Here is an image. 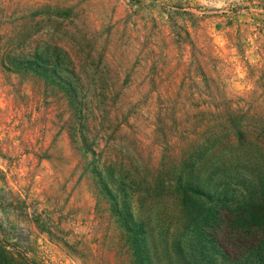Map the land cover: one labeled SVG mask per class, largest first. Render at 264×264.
Masks as SVG:
<instances>
[{"label":"trees","instance_id":"obj_1","mask_svg":"<svg viewBox=\"0 0 264 264\" xmlns=\"http://www.w3.org/2000/svg\"><path fill=\"white\" fill-rule=\"evenodd\" d=\"M31 1L0 0V127L19 133L18 145L0 139V264H41L20 244L24 220L55 229L10 185L25 156L68 167L94 195L89 228L120 250L112 259L261 261L264 64H248L253 87L236 91L202 24L138 17L68 36ZM73 239V254L90 264L82 251L99 250L76 229Z\"/></svg>","mask_w":264,"mask_h":264},{"label":"rangeland","instance_id":"obj_2","mask_svg":"<svg viewBox=\"0 0 264 264\" xmlns=\"http://www.w3.org/2000/svg\"><path fill=\"white\" fill-rule=\"evenodd\" d=\"M31 2H39L43 6L39 19L52 20L60 27L65 26L67 29L56 28L65 30L68 36H80L77 27H82L84 34L94 35L95 31L104 33L108 26L122 25L138 17L151 23L154 19L158 22L170 19L182 22L187 18L194 28L202 24L217 47L223 67L227 68L231 88L236 91L242 92L253 87L247 78L248 64H264V0H32ZM136 13H140V16ZM6 104L5 97L0 96V106L4 107ZM35 135H33L34 143L37 138ZM18 136V132L6 130L5 126L0 127V139L10 138L14 141V145H18L19 141L16 139ZM51 140L52 136H49L48 141ZM66 144L68 147V142L63 141V147ZM20 149L21 147H18L19 151ZM3 167L7 169L6 165ZM70 174L68 167L57 168L50 162H40L33 156H25L21 165L10 171V185L22 195L23 199L39 206L44 215L52 216L55 220V229L49 235L42 230L46 227L38 223L39 217L32 216L31 220L27 221L24 220L25 218H20L30 228L25 232L24 240L20 244L28 247L29 256L41 264H84L73 254L75 252L71 247L74 240L73 231L76 229L80 236L90 240L89 246L99 250L82 251V254L86 255L83 260L88 263L135 264L126 255L112 259L109 255L120 251L114 243L94 240L95 233L91 232L89 226L94 217L96 199L89 190L77 188ZM252 196V198L260 197ZM76 214L79 223L75 225L73 219ZM8 237L9 241H15L12 237ZM234 237L233 240L241 241L238 236ZM223 240L230 241L228 237H224ZM67 241L69 242L66 244ZM112 245L115 249L111 248ZM85 248L90 250L88 246ZM100 251H103L102 257ZM262 254L261 261L253 260L252 263L264 264V248Z\"/></svg>","mask_w":264,"mask_h":264}]
</instances>
